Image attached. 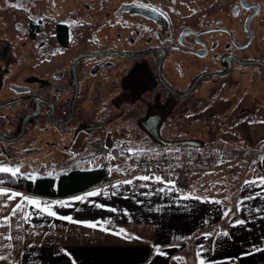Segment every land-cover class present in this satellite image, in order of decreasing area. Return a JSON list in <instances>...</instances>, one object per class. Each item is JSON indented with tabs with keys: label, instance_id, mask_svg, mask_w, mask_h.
<instances>
[{
	"label": "flooded vegetation",
	"instance_id": "flooded-vegetation-1",
	"mask_svg": "<svg viewBox=\"0 0 264 264\" xmlns=\"http://www.w3.org/2000/svg\"><path fill=\"white\" fill-rule=\"evenodd\" d=\"M249 78L264 82V0H0V165L39 131L106 159L198 143L181 103Z\"/></svg>",
	"mask_w": 264,
	"mask_h": 264
},
{
	"label": "crops",
	"instance_id": "crops-1",
	"mask_svg": "<svg viewBox=\"0 0 264 264\" xmlns=\"http://www.w3.org/2000/svg\"><path fill=\"white\" fill-rule=\"evenodd\" d=\"M206 140L195 138L198 143L178 146H188L194 153L199 147L211 152L207 143H215ZM104 162L100 167L106 166L110 181L76 194L55 198L2 187L42 206L52 204L56 217L35 211L20 196L12 201L0 197V204L8 205L0 208V222L11 217L17 202L31 213L27 222L11 217L10 227H0V255L6 257L0 264H71L61 250H67L76 264H199L201 259L205 264H264V188L246 183L259 184L264 177L261 170L236 174L220 168L192 175L190 187L181 191L166 177L137 179L142 176L126 161L112 165L113 170L118 167L115 174L109 166L114 161ZM258 193L255 199H247ZM234 207L241 209L238 220L246 223L233 227L236 220L216 227L225 219L223 213ZM90 223L97 227H87ZM157 245L166 255L155 254Z\"/></svg>",
	"mask_w": 264,
	"mask_h": 264
},
{
	"label": "rangeland",
	"instance_id": "rangeland-1",
	"mask_svg": "<svg viewBox=\"0 0 264 264\" xmlns=\"http://www.w3.org/2000/svg\"><path fill=\"white\" fill-rule=\"evenodd\" d=\"M75 51L76 47L74 46L71 52ZM69 54L71 53L69 52ZM52 64L57 65L56 62ZM39 68H42V66ZM256 80L254 78L245 79L238 87L230 85L225 87L223 92L217 93L216 96H207L203 101L200 99L193 102V99H191L181 103L182 108L188 106L189 111H195L193 118H184L183 128L181 129L184 133L183 136H195L201 140L207 139L206 141L215 143L210 146L206 142L207 147L211 150V152L207 151V154L216 159L221 155L231 158V167L220 171L231 173L232 169L241 168L242 172L247 169V173L252 172L255 174L257 170H260L259 163L264 156V123H262L264 121V93L258 91L264 90V82L256 83ZM162 132V134H165L167 130ZM37 135H40L42 141L36 144L27 143L29 145H26L25 142L24 145L28 149L21 152L24 155L23 160H15L13 164L3 163L0 166L13 169L19 168L21 173L31 175L33 178L51 175L57 180L61 174L71 169L98 168L103 161H107L104 162L106 164L110 160L117 161L116 164L114 162L109 164L112 174L118 172V167L116 171L113 170L112 165L116 167L120 165L119 162L124 163V161L138 172L135 164L138 161L135 159L136 157L143 156L150 160L161 155L183 158L190 156V153H194L187 150L188 146L141 145L139 142L118 144L114 142L112 145H108V148H116L117 154H111L106 159L103 153L104 149L99 146L88 147L85 144H81V146L78 144L72 149L69 148V151H64L62 142L51 147L48 140H44L46 137L42 132L39 131ZM117 135L119 138L120 133ZM65 144L69 145V142L66 141ZM199 149L195 153L203 152L202 147H199ZM72 152L76 155H72ZM89 153L95 154L89 158L87 156Z\"/></svg>",
	"mask_w": 264,
	"mask_h": 264
},
{
	"label": "trees",
	"instance_id": "trees-1",
	"mask_svg": "<svg viewBox=\"0 0 264 264\" xmlns=\"http://www.w3.org/2000/svg\"><path fill=\"white\" fill-rule=\"evenodd\" d=\"M259 167L264 175V156L259 163ZM0 180L3 181L0 187L56 198L76 194L92 188L93 186L102 185L109 182L110 177L106 166H102L98 169L89 171H67L59 176L57 182H55V178L51 176L33 178L31 175H26L21 172L16 178H12L8 174H0ZM236 209L237 208L234 207L229 212V216L216 227H227L232 222L238 220L239 215ZM216 227L210 230H214Z\"/></svg>",
	"mask_w": 264,
	"mask_h": 264
},
{
	"label": "built area",
	"instance_id": "built-area-1",
	"mask_svg": "<svg viewBox=\"0 0 264 264\" xmlns=\"http://www.w3.org/2000/svg\"><path fill=\"white\" fill-rule=\"evenodd\" d=\"M136 167L141 176H162L171 180L177 190H186L190 187V177L207 173L211 170L231 167L229 156L221 155L217 159L210 154L196 153L188 157H170L161 155L155 159L136 157ZM133 161V163H134ZM239 162L238 158L236 159ZM234 173H241V169H233Z\"/></svg>",
	"mask_w": 264,
	"mask_h": 264
},
{
	"label": "snow or ice",
	"instance_id": "snow-or-ice-1",
	"mask_svg": "<svg viewBox=\"0 0 264 264\" xmlns=\"http://www.w3.org/2000/svg\"><path fill=\"white\" fill-rule=\"evenodd\" d=\"M262 123H264V121H262ZM0 174H8L10 177L16 178L20 175V169L19 168L13 169V168H9V167L0 166ZM137 179L142 180V181H149L150 177L142 176V177H138ZM157 182L164 183L163 180H159V179H157ZM2 183H3V181L0 180V184H2ZM126 183H132V182L127 181ZM246 183L256 184L258 187L264 188V177L260 178L259 184H257L256 181L246 182ZM141 186L143 187L144 185H141ZM88 195L92 196V195H96V193H89ZM259 195L260 194L258 193L255 196H249L247 199H255ZM18 196H20L22 200H25L27 202V204L32 205L34 207L35 211H38L40 213H46L48 216H51V217H56V213L54 211H52V207H53L52 204L44 202L43 206H42V202H40V201L33 200V199L27 198V197H22L21 194H19V193H15V192L10 193L6 189L0 187V197H7L8 201H12V200H16ZM185 198H187V197H185ZM77 199H79L81 201L84 200L83 197H79ZM196 199H199V198L197 197ZM215 203L219 204L221 202L215 201ZM4 207H8V205L7 204H0V208H4ZM236 211H241V209L239 207H237ZM257 211H259V210H257ZM223 215L225 218H227L229 216V211H225L223 213ZM17 216L22 217L24 219V221L27 222L31 216V213H25L24 206L21 203L17 202L15 207H13L11 209V217H17ZM11 217H4L3 222H0V227H5V226L10 227L11 226V224H10ZM65 219H68L69 222H74V221H71L70 217H67ZM245 223H246L245 220H242V219L237 220L236 223L233 225V227H235L237 225H244ZM86 226L90 227V228H96L97 224L96 223H90V224H87ZM223 235L228 236L229 234L227 232H225V233H223ZM207 237H208V234H205V238H207ZM5 238L11 239L12 237L6 236ZM61 251L65 256L69 257L71 264H76V261L71 257V254L67 250H61ZM155 254L156 255H166V253L161 251V246H159V245L155 246ZM197 255L200 256V253L198 252ZM5 259H6L5 256L0 255V260H5ZM199 264H205L204 260L203 259L199 260Z\"/></svg>",
	"mask_w": 264,
	"mask_h": 264
}]
</instances>
